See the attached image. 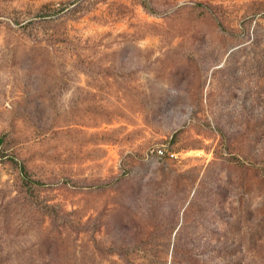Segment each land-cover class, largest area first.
I'll list each match as a JSON object with an SVG mask.
<instances>
[{
  "label": "rangeland",
  "instance_id": "rangeland-1",
  "mask_svg": "<svg viewBox=\"0 0 264 264\" xmlns=\"http://www.w3.org/2000/svg\"><path fill=\"white\" fill-rule=\"evenodd\" d=\"M0 137V264H264V0H0Z\"/></svg>",
  "mask_w": 264,
  "mask_h": 264
},
{
  "label": "trees",
  "instance_id": "trees-1",
  "mask_svg": "<svg viewBox=\"0 0 264 264\" xmlns=\"http://www.w3.org/2000/svg\"><path fill=\"white\" fill-rule=\"evenodd\" d=\"M2 141H3V139L0 137V142H2ZM21 171H22L23 173H26V174H27V170H26V168H25L24 166L21 167ZM35 182H37L38 184H39V183L41 184L40 181H35Z\"/></svg>",
  "mask_w": 264,
  "mask_h": 264
},
{
  "label": "built area",
  "instance_id": "built-area-1",
  "mask_svg": "<svg viewBox=\"0 0 264 264\" xmlns=\"http://www.w3.org/2000/svg\"><path fill=\"white\" fill-rule=\"evenodd\" d=\"M158 153L159 154H164V150L163 149H158ZM172 156H174V154H171Z\"/></svg>",
  "mask_w": 264,
  "mask_h": 264
}]
</instances>
